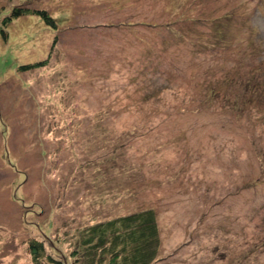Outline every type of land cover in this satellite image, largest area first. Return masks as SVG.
I'll use <instances>...</instances> for the list:
<instances>
[{
	"label": "rangeland",
	"instance_id": "obj_1",
	"mask_svg": "<svg viewBox=\"0 0 264 264\" xmlns=\"http://www.w3.org/2000/svg\"><path fill=\"white\" fill-rule=\"evenodd\" d=\"M18 6L57 28L0 37V264L33 239L75 264L81 231L150 207L154 264H264V0H0L1 19Z\"/></svg>",
	"mask_w": 264,
	"mask_h": 264
},
{
	"label": "trees",
	"instance_id": "obj_2",
	"mask_svg": "<svg viewBox=\"0 0 264 264\" xmlns=\"http://www.w3.org/2000/svg\"><path fill=\"white\" fill-rule=\"evenodd\" d=\"M1 14L0 11V37L3 40H6V30L11 22L23 16H35L42 21L46 28L51 30L57 28V21L45 9H29L18 6L13 7L2 19ZM220 20L222 19L214 21L212 36L216 37V42L225 43L228 42L229 24L220 22ZM170 35L174 36V33H170ZM55 43L56 39L54 38L51 48H54ZM43 66L45 63L38 61L34 64L19 66L17 70L24 73ZM120 152L118 150L110 160H107V165L112 161H117L114 158ZM107 171L108 167L106 168ZM113 172H119V169L113 168ZM155 216L156 213L151 207L144 210L140 209L127 216H119L106 223H98L81 231L80 246L71 253L76 261L75 264H95L94 260L98 256V252L106 248L108 244L110 250L112 249L110 258L123 259L122 263L118 264H154L158 260L160 248L159 229ZM109 236L111 238H108ZM27 250L31 256L30 264H65L64 261L56 260L47 254L43 242L36 239L28 242Z\"/></svg>",
	"mask_w": 264,
	"mask_h": 264
}]
</instances>
